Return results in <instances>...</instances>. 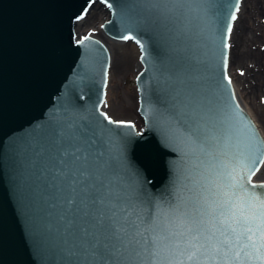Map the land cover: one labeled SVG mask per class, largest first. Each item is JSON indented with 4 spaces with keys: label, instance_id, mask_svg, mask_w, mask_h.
<instances>
[{
    "label": "water",
    "instance_id": "1",
    "mask_svg": "<svg viewBox=\"0 0 264 264\" xmlns=\"http://www.w3.org/2000/svg\"><path fill=\"white\" fill-rule=\"evenodd\" d=\"M88 2L0 0V264H70L82 259L75 239L65 231L48 171L52 132L66 113L97 128L107 149L119 147L151 180L144 185L146 192L160 198L170 196L174 187L190 186L189 176L195 174L189 139L194 109L234 107L230 93L236 91L223 78L218 27L210 39L194 42L187 51L186 43L170 38L161 22L132 30L146 49L137 77L143 129L108 125L99 111L106 98L111 52L93 36L81 46L74 42L75 17ZM109 3L112 18L104 30L120 40L129 31L124 12L138 11L139 5L136 0Z\"/></svg>",
    "mask_w": 264,
    "mask_h": 264
},
{
    "label": "snow or ice",
    "instance_id": "2",
    "mask_svg": "<svg viewBox=\"0 0 264 264\" xmlns=\"http://www.w3.org/2000/svg\"><path fill=\"white\" fill-rule=\"evenodd\" d=\"M95 2L89 0L75 20H84ZM101 2L113 7L109 0ZM136 3L138 11L124 12L129 31L120 38L139 45L142 61L145 44L132 34L141 25L165 22L170 38L184 41L187 51L194 42L210 39L218 27L223 78L232 85L227 75L229 41L242 0ZM92 36L88 33L74 42L81 46ZM182 70V65L177 68ZM230 99V110L211 105L194 109L189 139L195 174L189 176L190 186L174 187L170 196L160 198L146 192L144 185L151 180L119 147L107 149L97 128L66 113L52 132L48 171L63 209L65 231L82 254L70 264H264V182L252 180L264 165V139L240 109L234 91ZM99 115L108 125L136 127L103 111Z\"/></svg>",
    "mask_w": 264,
    "mask_h": 264
},
{
    "label": "rangeland",
    "instance_id": "3",
    "mask_svg": "<svg viewBox=\"0 0 264 264\" xmlns=\"http://www.w3.org/2000/svg\"><path fill=\"white\" fill-rule=\"evenodd\" d=\"M240 13V23L236 27L231 40L230 75L233 82L240 87L244 99H247L248 104L251 105L258 122L264 127V74H262L263 81H259L261 75L257 77L252 71L253 66L250 65L252 63L257 64V59L254 56L255 53H259L258 51L264 52V0H244ZM99 22L100 18H93V23L98 25ZM243 32L255 38L252 42L253 44H247L244 36L245 33ZM243 43H246L248 52H243L242 50L239 52V46ZM135 57V55H132L133 60ZM120 58L119 54L114 53L105 110L115 120L132 121L141 130L143 123L138 115L137 108L139 97L135 81L136 71L131 68L127 70L121 69L117 65ZM128 59L130 60L131 56ZM259 68L261 72L264 70V66H260ZM254 71L258 72L259 69ZM241 72L244 75H240ZM254 78L256 80H253ZM257 81L261 84L260 90H257L255 95L251 94V97H249V94L246 93V88L252 82L256 86Z\"/></svg>",
    "mask_w": 264,
    "mask_h": 264
},
{
    "label": "bare ground",
    "instance_id": "4",
    "mask_svg": "<svg viewBox=\"0 0 264 264\" xmlns=\"http://www.w3.org/2000/svg\"><path fill=\"white\" fill-rule=\"evenodd\" d=\"M243 3H244V0H242V5H241L240 11H242ZM240 16H241V13H239V19L235 24L233 34L235 33L236 27L240 23ZM94 17L98 18V19L100 18V22L98 23V25H96V23H93ZM111 18H112L111 10L103 2L96 0V2L89 9V14L85 17V19L82 21H79L75 24V31H76L75 32V34H76L75 39L79 38L85 34L93 33V37L99 38L102 42H104L111 52V64H110V67L108 70V85L106 87V98H105L104 104L106 103V100H107L108 87H109V82H110V71H111L112 63L114 61V53H117L121 56V58H120V60H118V64H117L118 66H120L121 69L127 70V69L131 68L134 71H136V77H135L136 85H137L138 74L141 71V69L143 68V64L140 60L141 50H140L139 45H137L135 43V41H125L122 39H120V40L115 39L114 37H112L110 34H108L104 30L105 23L107 21H110ZM101 25H103V27H101ZM242 31H244V30H242ZM243 33H245L244 36L246 38L247 44L248 43L253 44L252 42L254 41L255 38L254 37L252 38L251 36L247 35L248 33H246V32H243ZM233 34H232V36H233ZM231 40H232V37H231ZM231 40L229 41L230 43H231ZM242 42H244V41L242 40ZM240 50H242L243 52H246L248 50L246 43L245 44L243 43V44H241V46H239V52H240ZM258 52L259 53L254 54V56L256 57L255 59H257V64L252 63L250 65L253 66L254 70L259 69L258 72L257 71L255 72L253 69H252V71L254 72V74H256L257 77L261 75L260 76L261 79L259 81H263L262 74H264V70L261 72L259 67L264 66V52L263 53L260 51H258ZM231 53H232V48L229 51V63H228V70H227L228 76H230V77H231V75H230ZM132 55L136 56L134 60L132 58ZM130 56H131V59L129 60L128 57H130ZM138 57H139V59H138ZM231 80H232V78H231ZM253 80H256V78H254ZM253 80H250V81H253ZM259 81H257L256 86H255L254 82H252L253 84L250 83V86L246 88V93L249 94V97H251V94L255 95L257 90H260L261 84L259 83ZM232 82H233V80H232ZM233 84H234L237 99H238L240 105L248 111V113L250 114V116L252 117V119L254 120L256 125L258 126L262 136L264 137V127H262V125L258 122V119L255 117L253 110H252V107L250 104H248L247 99H244V95L242 94L240 87L237 84H235L234 82H233ZM138 97H140L139 89H138ZM104 104L102 106V110L104 112H106ZM139 105H140V100L138 98V104H137L138 115H139V117L143 123V126H144L145 122H144L143 117L139 113ZM261 181H264V165H262L260 167L259 172H257V174L253 177V182L258 183Z\"/></svg>",
    "mask_w": 264,
    "mask_h": 264
}]
</instances>
